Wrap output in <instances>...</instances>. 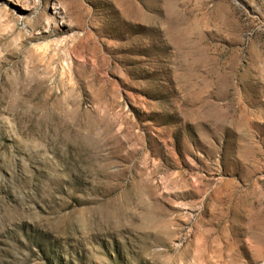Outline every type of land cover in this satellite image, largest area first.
I'll return each instance as SVG.
<instances>
[{"label": "rangeland", "instance_id": "374dc122", "mask_svg": "<svg viewBox=\"0 0 264 264\" xmlns=\"http://www.w3.org/2000/svg\"><path fill=\"white\" fill-rule=\"evenodd\" d=\"M0 264H264V0H0Z\"/></svg>", "mask_w": 264, "mask_h": 264}]
</instances>
